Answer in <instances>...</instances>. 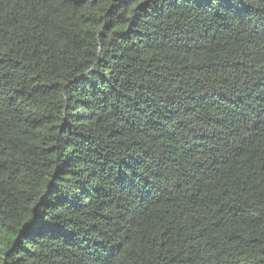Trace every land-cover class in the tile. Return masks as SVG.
<instances>
[{
	"label": "trees",
	"instance_id": "1",
	"mask_svg": "<svg viewBox=\"0 0 264 264\" xmlns=\"http://www.w3.org/2000/svg\"><path fill=\"white\" fill-rule=\"evenodd\" d=\"M0 264H264V0H0Z\"/></svg>",
	"mask_w": 264,
	"mask_h": 264
}]
</instances>
